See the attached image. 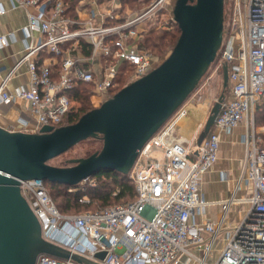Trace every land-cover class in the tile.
I'll use <instances>...</instances> for the list:
<instances>
[{
	"label": "built area",
	"instance_id": "1",
	"mask_svg": "<svg viewBox=\"0 0 264 264\" xmlns=\"http://www.w3.org/2000/svg\"><path fill=\"white\" fill-rule=\"evenodd\" d=\"M176 1L10 0L27 13L25 39L34 34L40 39L27 41L23 56L0 74V107L20 102L25 112L8 130L39 133L44 126L67 125L77 111L72 92L79 84L90 85L102 104L159 66V58L140 39L146 24L163 10L177 25ZM128 2L144 8L128 9ZM231 3V33L220 50L223 66L228 65L230 96L214 130L200 145L198 134L190 139L176 135L182 106L139 151L128 175L134 199L97 211L63 214L45 181L20 180L45 240L96 264H264V129L255 121L264 99V0ZM15 38L0 36V50ZM24 67L29 83L11 88ZM241 124L246 152L236 186L226 200L208 202L201 185L219 159L221 133ZM87 183L95 187L98 182L88 178L81 189ZM215 205L221 212L211 219L208 208ZM102 252L104 259H97ZM36 264L80 263L41 254Z\"/></svg>",
	"mask_w": 264,
	"mask_h": 264
},
{
	"label": "water",
	"instance_id": "2",
	"mask_svg": "<svg viewBox=\"0 0 264 264\" xmlns=\"http://www.w3.org/2000/svg\"><path fill=\"white\" fill-rule=\"evenodd\" d=\"M225 0H177L173 16L180 36L168 56L147 75L124 86L76 123L44 126L39 133L0 126V264H36L41 254L96 264L42 237L40 221L20 190V180H43L76 188L99 173L129 175L139 151L185 104L216 60L224 41ZM228 86V65L223 66ZM225 100L216 103L200 145ZM101 138L103 146L72 166L50 163L79 143ZM106 253L97 254L103 260Z\"/></svg>",
	"mask_w": 264,
	"mask_h": 264
},
{
	"label": "crops",
	"instance_id": "3",
	"mask_svg": "<svg viewBox=\"0 0 264 264\" xmlns=\"http://www.w3.org/2000/svg\"><path fill=\"white\" fill-rule=\"evenodd\" d=\"M0 8L4 9L3 13L0 12V36L4 35L11 37L13 34V36L16 37L6 48L0 50V74H5L23 56L27 41L36 43L39 41L40 36L34 34L30 40L25 39L22 29L27 23V13L24 9L13 8L10 0H0ZM28 83L29 75L27 69L24 67L19 72V75L12 81L10 86L13 88L14 86L27 85ZM227 88L230 90V81L228 82L227 87L224 86V89ZM214 107L209 115L207 114V110L205 111L203 109L202 114H199L198 117L195 116L193 118L190 116L188 118H183L180 124V126H183L181 132L183 137L190 139L195 134H198L199 139L205 130L207 121L211 116ZM21 109L22 104H20V102L11 106L0 107L2 120L8 122V126L14 125L19 115L22 114L25 116V112H21ZM190 121H192V124H190ZM257 127L264 129V127ZM214 128L215 127L213 126L209 134ZM244 132V125L241 124L231 132L224 131L221 133L219 159L214 168L203 177L201 185L203 196L208 202H220L226 200L232 195L233 189L240 176L241 160L244 158L246 152V146L243 141ZM242 193L243 192H241V194ZM220 212L221 207L215 205L208 208L207 215L211 219H216L219 217Z\"/></svg>",
	"mask_w": 264,
	"mask_h": 264
},
{
	"label": "trees",
	"instance_id": "4",
	"mask_svg": "<svg viewBox=\"0 0 264 264\" xmlns=\"http://www.w3.org/2000/svg\"><path fill=\"white\" fill-rule=\"evenodd\" d=\"M155 33H157L156 30H150V32L145 35L144 41L146 40V43L145 45L143 44V48L154 54L155 57L160 58L163 57L166 52H170L174 48L180 36V29L178 25H175V29L172 31L163 32L161 35L157 36H154ZM149 37H152L153 41H151ZM148 42L151 43L149 44ZM72 95L78 103V107L77 111L75 110L68 117L67 124L76 123L84 114L96 108L92 101V92L90 85L86 83L79 84L73 90ZM255 120L257 126L264 127V102L257 107ZM88 140L99 142L101 144V148L103 146V141L101 138H91ZM73 148H71L70 150H72ZM101 148L94 152L91 151L87 153L89 154L87 156L100 151ZM70 165H73L72 161L70 162ZM59 167L62 166L59 164ZM93 177L98 179L97 186L89 188L88 190H86L87 192H83L82 190H80L81 184L78 187L73 188L61 183H52L49 181L45 182L51 195L56 200L55 203L57 204V208L60 209V212H82L81 207L84 205L80 204V199L87 194L91 197L92 201H97L100 203L102 207L100 209L120 204L121 201L124 202L125 200L134 199L135 186L128 175L120 174L115 171H106L99 173ZM71 189L76 190L71 191Z\"/></svg>",
	"mask_w": 264,
	"mask_h": 264
},
{
	"label": "rangeland",
	"instance_id": "5",
	"mask_svg": "<svg viewBox=\"0 0 264 264\" xmlns=\"http://www.w3.org/2000/svg\"><path fill=\"white\" fill-rule=\"evenodd\" d=\"M128 6H129V7H127L128 9H132V10L137 9L138 11H140L142 8H144V6L138 2L137 3L128 2ZM231 18H232V3H231V0H225L224 41L229 39V35L231 33ZM174 29H175V25L172 23L171 15L166 10H163V11H161V13H159V16L156 19H154V20H152L146 24L145 34H143V36L140 39L141 45L142 46H143V44L145 45L146 40L144 41V38H145V35L148 34V32H150V30H156L157 33H155L154 36H157V35H161L163 32H169V31H172ZM149 38L151 39V41H153L152 37H149ZM148 43L150 44L151 42H148ZM169 53L170 52H166L163 57H160V58L158 57L159 60L162 62L168 56ZM127 75H129V73L126 74V76ZM125 77L123 78V82H122L123 85L125 84V80H126ZM223 84H224V81H223V59L221 58V55L219 52L218 56L216 57V60L213 62V64L210 66L207 73L204 75V77L200 81L197 89L193 92V94L190 96V98L186 101V103L184 104L185 106L183 105L184 108L182 109L181 113L178 116L179 122H178V125L176 126V131H175L176 135L183 137V135L181 133L183 130V126H180L183 118H188L190 116L193 118L195 116L198 117L199 114L200 115L202 114L203 109L205 111L207 110V114L209 115L210 111L212 110V108L214 107L216 102H218V100L221 98V96L223 94L225 95V97L229 96L230 90H229V88L224 89ZM90 88H91V92H92V101L94 103V106L99 107L101 104L94 97L93 88L91 86H90ZM263 100L264 99L261 100L259 105H261L264 102ZM74 105H75L74 107H76V108L78 107V103L76 101H75ZM184 111H186V113H188V114L182 116L181 114ZM190 122H191L190 124H192V121H190ZM7 124H8V122H6V121L2 120V118H0V126L6 128V129H10L11 126H8ZM100 148H101V144L99 142L88 140V141H85V142L78 144L72 150H70V151L62 154L61 156L57 157L56 159L52 160L51 164L54 166H58V167H59V164L62 167H69V166H72V165H70L71 161L86 157L87 155H89L87 153H89L91 151L94 152ZM83 188H86V190H88L89 188H91V186H89V183L83 185L82 189H80V190L85 192L86 190H84ZM74 190H76V189H71V191H74ZM49 193H50V191H49ZM50 195H51V193H50ZM51 197L55 203L56 200L53 198L52 195H51ZM82 198L88 200L87 203H81L80 202V204L84 205L81 207L82 212H85L88 210H98V209L102 208L100 203L97 201H92L91 197L88 194L84 195ZM129 200H125L124 202H127ZM122 202L123 201H121V203ZM236 210L237 209H233L232 211L236 212ZM82 212H80V213H82ZM61 213L66 214V215L79 214L78 212L74 213V212H63V211Z\"/></svg>",
	"mask_w": 264,
	"mask_h": 264
}]
</instances>
